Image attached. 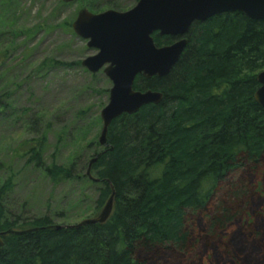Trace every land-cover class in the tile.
<instances>
[{
	"label": "trees",
	"instance_id": "trees-1",
	"mask_svg": "<svg viewBox=\"0 0 264 264\" xmlns=\"http://www.w3.org/2000/svg\"><path fill=\"white\" fill-rule=\"evenodd\" d=\"M152 37L157 47L175 41ZM186 38L168 75L134 81L135 90L161 93L160 103L113 120L105 147L94 138L85 144L93 149L88 162L97 157L95 209L111 187L115 193L108 220L8 235L0 264H167L166 254L194 264L198 244L207 263L264 264V108L253 99L264 70V21L223 13L193 23ZM44 141L29 147L28 161L54 183L88 180L74 162L45 166ZM12 188L10 177L0 185V231L53 224L10 221L3 201ZM233 225L238 232L228 239Z\"/></svg>",
	"mask_w": 264,
	"mask_h": 264
},
{
	"label": "rangeland",
	"instance_id": "rangeland-1",
	"mask_svg": "<svg viewBox=\"0 0 264 264\" xmlns=\"http://www.w3.org/2000/svg\"><path fill=\"white\" fill-rule=\"evenodd\" d=\"M10 1L9 7L0 4V185L9 177L13 182L4 207L10 221L48 217L55 225H73L100 213L98 185L83 177L52 182L28 161V149L44 136L45 166L74 162L77 173L85 174L93 153L85 144L98 139L111 84L102 71L91 74L81 66L96 51L86 48L71 24L81 7L95 14L124 12L137 0ZM237 229L231 227L228 239ZM204 254L198 244L191 253L199 258L194 264L206 262ZM165 261L185 263L168 254Z\"/></svg>",
	"mask_w": 264,
	"mask_h": 264
},
{
	"label": "water",
	"instance_id": "water-1",
	"mask_svg": "<svg viewBox=\"0 0 264 264\" xmlns=\"http://www.w3.org/2000/svg\"><path fill=\"white\" fill-rule=\"evenodd\" d=\"M78 0H61L69 4ZM238 12L251 20L264 21V0H138L129 10L118 12L106 10L91 13L85 7L77 12L71 24L73 33L86 42V48L95 50L93 56L81 61V66L91 74L99 71L109 80L108 100L101 109L100 133L97 139L100 147L106 146V135L113 120L123 114H135L140 108L162 100V94L152 90H135L137 76L144 79L161 78L170 73L181 56L186 44V35L195 22H204L223 13ZM170 36L175 41L157 47L153 34ZM258 89L254 101L264 108V70L256 75ZM97 157L89 160L85 175L92 176V165ZM114 190L103 205L100 213L93 218L83 219L73 225H48L43 228L24 230L7 229L0 231V252L4 248L3 238L8 235H24L43 229L60 230L79 228L105 223L112 211Z\"/></svg>",
	"mask_w": 264,
	"mask_h": 264
}]
</instances>
